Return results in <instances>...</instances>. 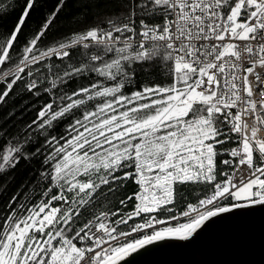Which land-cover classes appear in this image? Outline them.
<instances>
[{"label":"snow or ice","instance_id":"obj_1","mask_svg":"<svg viewBox=\"0 0 264 264\" xmlns=\"http://www.w3.org/2000/svg\"><path fill=\"white\" fill-rule=\"evenodd\" d=\"M44 6L0 0V264H128L264 207V0H55L26 32Z\"/></svg>","mask_w":264,"mask_h":264},{"label":"water","instance_id":"obj_2","mask_svg":"<svg viewBox=\"0 0 264 264\" xmlns=\"http://www.w3.org/2000/svg\"><path fill=\"white\" fill-rule=\"evenodd\" d=\"M128 264H264V207L214 218L191 240L148 246Z\"/></svg>","mask_w":264,"mask_h":264},{"label":"trees","instance_id":"obj_3","mask_svg":"<svg viewBox=\"0 0 264 264\" xmlns=\"http://www.w3.org/2000/svg\"><path fill=\"white\" fill-rule=\"evenodd\" d=\"M55 0H45V6L41 9H38L36 12L32 13V18L28 22V28L25 31H34L36 26H38L39 22L42 20L43 15L46 11H50L54 6ZM22 7V5H21ZM11 12V9H9ZM71 8H65L62 15L60 16L57 24L56 29L54 30V34L57 38L61 37L64 33L70 32L74 27L75 23L74 20L71 19ZM19 16V9L15 12H11L10 15H3L0 17V32H10L12 27L15 25L16 20ZM82 18V17H81ZM152 79H156L155 76ZM30 103L31 101H26ZM30 118V113H26L23 117L24 120ZM63 131V128L60 129ZM32 166L27 165L25 163H21L15 172L12 175H9L5 179L11 183V186L15 188L16 186L23 183L29 176H30V168ZM189 192H192V195H189L188 198L191 200L194 198L195 193L192 191L191 188L185 190V195H188Z\"/></svg>","mask_w":264,"mask_h":264}]
</instances>
